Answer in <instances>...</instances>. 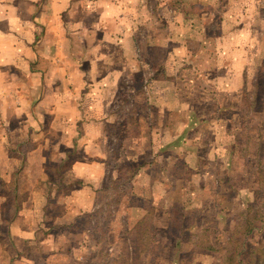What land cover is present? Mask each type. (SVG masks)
I'll return each mask as SVG.
<instances>
[{
	"label": "rangeland",
	"instance_id": "374dc122",
	"mask_svg": "<svg viewBox=\"0 0 264 264\" xmlns=\"http://www.w3.org/2000/svg\"><path fill=\"white\" fill-rule=\"evenodd\" d=\"M104 1L71 2L77 23L72 29L78 34L75 54L78 58L84 54L81 41L90 31L94 50L88 62L95 63L99 73L128 63L123 64L119 40L108 32L116 30L104 18L119 5L113 0L115 6L107 8ZM43 2L46 13L52 14L53 0ZM117 2L132 21L138 11L137 23H129L125 32L134 37L137 61L144 70L121 74L117 92L110 89L115 98L110 105L113 116L104 124L102 144L97 140L90 152L92 158L104 160V183L96 206L70 222L63 219L64 197L80 182L66 186L65 176L83 152L74 151L57 162L49 148L56 135L43 136L45 174L53 195L46 200L45 228L60 240L55 250L73 264H264V52L246 51L250 38L246 42L240 32L235 37L220 19L237 8L242 21L238 30L243 29L252 9L262 16L264 0H235L231 9L229 0H216L208 7L211 15L202 29L207 53L192 58L199 44L191 42L184 59L170 55L173 40L162 48L163 38L156 40L150 32L157 22L165 28L187 7L177 6L175 0ZM203 10L199 5L195 9L198 14ZM116 22L117 17L112 24ZM246 24L254 33L264 29L260 18ZM231 60L241 75L230 90L213 80L232 79ZM168 61L176 78L174 91L185 106L179 119L180 113L174 118L159 115L145 100L147 80L164 76ZM180 120L188 129L183 134L176 131L182 126ZM168 121L173 127L164 133ZM173 142L172 149L166 150L164 143ZM143 174L150 176L146 184L138 182ZM152 180H156L153 190ZM140 191L143 195L137 194ZM30 253L38 259V252Z\"/></svg>",
	"mask_w": 264,
	"mask_h": 264
},
{
	"label": "crops",
	"instance_id": "0c3cea01",
	"mask_svg": "<svg viewBox=\"0 0 264 264\" xmlns=\"http://www.w3.org/2000/svg\"><path fill=\"white\" fill-rule=\"evenodd\" d=\"M112 1H104L105 6L114 7ZM215 1L202 3L197 0L195 3L192 0L191 3L190 0H175L177 6L181 4L187 8L179 17L168 20L165 28L155 23L150 33H155L156 40V37L163 38L159 44L162 48L173 40L170 55H181L179 58L184 59L187 44L198 42L199 50L196 49L192 58L204 57L207 48L202 29L211 15L208 7ZM71 2L74 0H53L50 14L46 13L43 0H0V264H73L59 254L58 249L55 250V245L59 248L60 240L45 228L46 200L53 195L49 176L45 174L47 158L43 136L48 133L56 135L49 148L57 162H62L74 151L83 152L82 158L71 162L69 174L65 176L66 186L72 181L80 182L64 197L63 219L70 222L78 213L91 211L96 206V196L104 183V160L92 158L90 152L97 140L100 139L102 144L104 124L113 116L110 105L115 98L110 89L117 92L121 74L135 75L143 69L137 61L134 37L125 32L129 23H137L138 11L132 21L124 14L121 2L116 0L119 6L104 15L109 19L110 29L116 30H106L105 33L108 31L119 40L118 46L125 60L123 64L128 63L112 71L109 66L99 73V67L88 62V54L94 50L90 31H85V40L81 41L84 54L80 58L75 54L78 34L72 29L77 23ZM232 2L235 0H229L230 9ZM198 5L204 9L200 14L195 11ZM236 10L221 15L223 27L228 25V31L234 30L235 37L237 32L243 33L246 42L250 38L251 44L249 48L246 46V51L264 52V29L260 27L254 33L246 24L260 18L264 25V12L257 16L252 9V17L246 15L243 29L238 30L242 21L237 18ZM67 12L69 15L64 19ZM116 17L119 24L114 26L112 23ZM235 23L238 26H234ZM166 28L170 32H166ZM150 33L146 37L150 38ZM171 61L165 63L167 73L164 76L147 80L145 100L159 115L174 118L175 113H180L176 115L179 119L183 113L179 111L182 103L173 88L176 78ZM230 64L232 79H214L213 84L231 90L241 73L235 60ZM83 122L84 127L81 126ZM168 122L164 133H167L168 126L173 127V123ZM179 122L182 126L176 131L183 134L188 129L182 120ZM164 144L166 150L175 145L174 142ZM148 177L149 174H143L138 182L146 184ZM155 183L156 180H152V190ZM137 194L143 195L142 191ZM30 252H38V259L33 260Z\"/></svg>",
	"mask_w": 264,
	"mask_h": 264
},
{
	"label": "trees",
	"instance_id": "16d2710c",
	"mask_svg": "<svg viewBox=\"0 0 264 264\" xmlns=\"http://www.w3.org/2000/svg\"><path fill=\"white\" fill-rule=\"evenodd\" d=\"M232 256L234 257L235 255L233 254Z\"/></svg>",
	"mask_w": 264,
	"mask_h": 264
}]
</instances>
